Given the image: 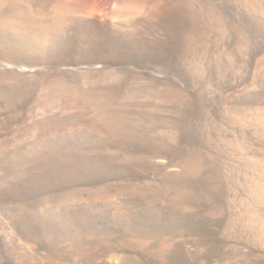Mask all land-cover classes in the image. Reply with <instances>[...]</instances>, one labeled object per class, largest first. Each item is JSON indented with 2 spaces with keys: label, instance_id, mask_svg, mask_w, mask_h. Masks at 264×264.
Here are the masks:
<instances>
[{
  "label": "rangeland",
  "instance_id": "1",
  "mask_svg": "<svg viewBox=\"0 0 264 264\" xmlns=\"http://www.w3.org/2000/svg\"><path fill=\"white\" fill-rule=\"evenodd\" d=\"M0 264H264V0H0Z\"/></svg>",
  "mask_w": 264,
  "mask_h": 264
}]
</instances>
